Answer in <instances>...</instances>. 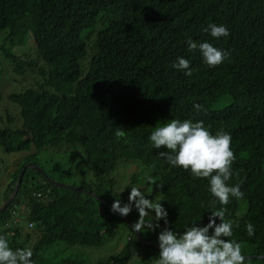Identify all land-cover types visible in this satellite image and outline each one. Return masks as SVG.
Masks as SVG:
<instances>
[{
  "label": "trees",
  "instance_id": "1",
  "mask_svg": "<svg viewBox=\"0 0 264 264\" xmlns=\"http://www.w3.org/2000/svg\"><path fill=\"white\" fill-rule=\"evenodd\" d=\"M210 24L229 35L212 37L204 31ZM189 38L227 58L209 67L199 48L189 51ZM178 57L189 60L191 76L173 67ZM5 65L17 81L7 90ZM0 71V147L14 156L0 169V207L22 168L39 166L44 153L75 162L67 177L82 167L85 177L69 182L61 168L26 170L14 201L0 212V237L13 251L31 249V264H135L136 255L139 264H155L160 249L142 242L110 207L128 203L132 186L151 176L168 223L153 219L159 227H145L146 241L158 242L164 228L179 235L193 223L204 226L211 211L223 208L232 224L227 239L253 256L244 264H264V0H0ZM173 119L231 135L236 159L226 183L240 186L241 199L230 196L222 205L208 178L168 165L160 155L168 150L155 149L150 135ZM120 162L138 170L124 188L121 173L113 175ZM132 215L126 217L134 225ZM124 228L129 237L106 259L81 258L72 249L104 246Z\"/></svg>",
  "mask_w": 264,
  "mask_h": 264
},
{
  "label": "clouds",
  "instance_id": "2",
  "mask_svg": "<svg viewBox=\"0 0 264 264\" xmlns=\"http://www.w3.org/2000/svg\"><path fill=\"white\" fill-rule=\"evenodd\" d=\"M210 32L212 37L220 38L229 35L228 29L216 24H210L204 29ZM189 51L199 48L204 62L209 67L217 66L224 62L227 53L217 49L208 42L197 45L188 39ZM173 67L178 70H187L186 75L191 76L192 71L189 60L178 57ZM197 110L201 105L195 104ZM118 137L123 136V131L116 132ZM150 141L155 149L162 146L168 151L160 152L170 165L190 169L191 174L198 178H208L210 192L222 205L229 203V197L241 199L244 193L240 186H228L226 183L232 176L231 166L236 159L231 149V135L223 130L215 135L211 134L203 125V122L193 123L190 120H171L163 126L155 128ZM148 182L155 183L151 176ZM133 204L139 212L138 221L134 222L133 231L142 232L145 227L155 230L158 223L153 224V219L164 220L168 223V212L160 202L154 203L147 199L139 188L132 186L129 202L121 206L119 200H115L111 210L122 216H127ZM149 210H154L155 216L146 219ZM225 209L220 208L211 211L209 222L204 226L193 223L182 234H176L173 230L164 228L158 235L159 259L155 264H244L245 257L241 254V245L238 242L227 239L233 235L232 224L224 220ZM220 223H216V219ZM213 229L212 234L209 230ZM249 236L254 235V226L246 224ZM33 253L31 249H16L13 251L4 237H0V264H31Z\"/></svg>",
  "mask_w": 264,
  "mask_h": 264
},
{
  "label": "rangeland",
  "instance_id": "3",
  "mask_svg": "<svg viewBox=\"0 0 264 264\" xmlns=\"http://www.w3.org/2000/svg\"><path fill=\"white\" fill-rule=\"evenodd\" d=\"M34 43L31 41L30 42V47H33ZM5 70L2 72V76H3V80H4V84L6 87V90L9 89L10 87L7 85L8 83H15L17 81H15L14 79H11V77H14L13 74H11V68L7 67V65L4 66ZM8 74L10 75L8 77ZM1 76V71H0V79H2ZM216 106L219 105V101L215 103ZM170 121L164 122V124L168 123ZM161 125V126H163ZM45 154V155H44ZM41 155V158L39 157V166L40 168H46V169H50V168H61V173L62 176L66 177L65 179H67V181L69 182H73V180L78 181V183H82L83 180L85 179V177L82 174V168H78L75 169L74 173L71 177H67V174L70 172L68 170H72L73 168H75L73 165L75 162H72L70 160V158H68L67 160H65L66 162L64 163V158L59 159L56 155H51V153H44ZM13 157L12 155L6 153L1 147H0V158L3 159L0 162V169L2 168H6L7 165L6 164H11L13 162ZM153 158H147V160H151ZM6 161V164L3 161ZM152 162V160L150 161ZM169 165V163H168ZM85 168H87L86 166H84ZM70 168V169H67ZM136 166L135 164H123V162H120L116 168L115 171L113 172L114 178L118 177L117 174L120 172L121 176H119L121 178L120 180V184L122 186V188H124L127 185V179L130 177L131 174H133L134 172H137L138 170H136ZM74 170V169H73ZM72 170V171H73ZM2 170H0L1 173ZM57 174H60V172H58ZM90 177L94 178L92 176V173L89 174ZM4 175L0 176V189H2L3 187L1 186L2 183V179H3ZM127 177V178H126ZM70 178H77V179H70ZM154 180V179H152ZM74 181V182H75ZM147 177H144V180L142 183H140L139 185L135 186L137 188L140 189V191L144 194V196L147 199L152 200L154 203L156 202H160L162 204V198H161V193L159 191V185L158 187L154 184V183H150V184H146ZM73 185V184H71ZM133 212L132 218L133 220L136 222L139 219V212L138 210L135 208L134 204L133 207L130 211V213ZM149 212H154V210H149ZM130 230L127 228L124 229H119L118 233L115 237V240L113 242L107 243L104 246H99V247H82V246H74L72 249H74V252L78 251L79 255H81V258L83 257H88L89 259H93L94 261L99 260V259H106L108 258L110 255L116 254L120 251L121 246L125 243L126 239L129 237V232ZM119 243V245L117 246V244ZM140 257L138 255H136L133 259V262L135 264H139Z\"/></svg>",
  "mask_w": 264,
  "mask_h": 264
},
{
  "label": "water",
  "instance_id": "4",
  "mask_svg": "<svg viewBox=\"0 0 264 264\" xmlns=\"http://www.w3.org/2000/svg\"><path fill=\"white\" fill-rule=\"evenodd\" d=\"M28 168H35V169H37L39 172H41V173H44V171H43V169L42 168H40L38 165H36L35 163H32V162H30V163H28V164H26L23 168H22V170H21V172H20V174H19V178H18V181H17V184H16V187H15V190L13 191V193H12V195L1 205V207H0V212L1 211H3V210H5L6 208H8L11 204H12V202L14 201V199H15V197H16V195H17V193H18V190H19V188H20V185H21V183H22V180H23V177H24V174H25V172H26V170L28 169ZM45 176L46 177H48L46 174H45ZM49 178V177H48ZM51 180V182H53V183H55V184H58V185H60V186H63V187H67V188H73V189H80L81 191H83V192H86V193H89V194H92L91 192H89V191H87V190H85V189H81V188H77V187H75V186H73V185H67V184H64V183H62V182H56V181H54V180H52V179H50ZM92 195H94V196H96L97 198H100V197H98L96 194H92ZM101 199V198H100ZM102 200V199H101ZM112 205H110V207H111ZM120 215V214H119ZM124 220H126L127 221V223L129 224V226L131 227V228H133V223L126 217V216H122V215H120ZM137 234H138V236H139V239L142 241V242H145V243H149V244H152V245H155L157 248H159V243L158 242H148V241H146L143 237H142V235H141V232H136ZM160 249V248H159ZM245 257V259H247V258H253V256H244ZM264 257V256H263Z\"/></svg>",
  "mask_w": 264,
  "mask_h": 264
}]
</instances>
